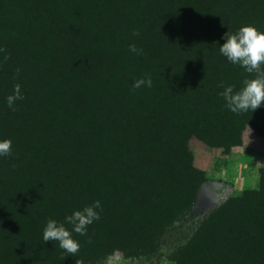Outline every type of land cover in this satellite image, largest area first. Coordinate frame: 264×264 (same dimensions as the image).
<instances>
[{
    "label": "trees",
    "instance_id": "1",
    "mask_svg": "<svg viewBox=\"0 0 264 264\" xmlns=\"http://www.w3.org/2000/svg\"><path fill=\"white\" fill-rule=\"evenodd\" d=\"M244 25L264 31V0H0V264H108L114 238L157 252L205 181L188 140L264 136V104L237 114L221 95L256 75L219 52ZM97 200L76 254L43 240ZM193 229L174 264H264V168Z\"/></svg>",
    "mask_w": 264,
    "mask_h": 264
},
{
    "label": "rangeland",
    "instance_id": "2",
    "mask_svg": "<svg viewBox=\"0 0 264 264\" xmlns=\"http://www.w3.org/2000/svg\"><path fill=\"white\" fill-rule=\"evenodd\" d=\"M187 146L194 166L203 171L205 177L191 216L170 226L161 237L158 251L149 256H134L130 246L114 238L108 264H174L173 250L186 242L200 220L228 198L257 187L264 168V136L255 133L250 126L242 130L240 144L228 151L196 137H191Z\"/></svg>",
    "mask_w": 264,
    "mask_h": 264
},
{
    "label": "clouds",
    "instance_id": "3",
    "mask_svg": "<svg viewBox=\"0 0 264 264\" xmlns=\"http://www.w3.org/2000/svg\"><path fill=\"white\" fill-rule=\"evenodd\" d=\"M219 52L228 61L239 65L246 72H255L256 74L254 78L246 79L243 88L237 92H234L232 85L224 88L221 95L226 101L227 108L231 112L239 114L249 110L255 111L261 107L264 104V67H262L264 65V31H260L254 25H244L235 33L228 32L224 36V43L219 47ZM142 85L151 87V78H141L134 83L136 88ZM6 99L8 107L14 110L15 102L22 99L19 84L15 86L13 94ZM11 147L10 139H0V156L8 155ZM99 208H101V203L97 200L66 216V222L72 225L71 231L64 224L49 219L43 230V240L59 241L62 249L73 255L76 254L80 249V243L73 238L72 232L84 235L87 226L95 220H99L100 215L96 210Z\"/></svg>",
    "mask_w": 264,
    "mask_h": 264
}]
</instances>
